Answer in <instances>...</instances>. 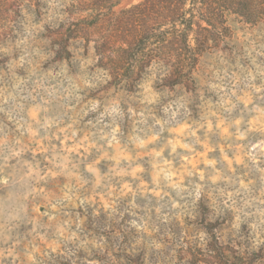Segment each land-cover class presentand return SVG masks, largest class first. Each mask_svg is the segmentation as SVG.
<instances>
[{
    "label": "clouds",
    "instance_id": "obj_1",
    "mask_svg": "<svg viewBox=\"0 0 264 264\" xmlns=\"http://www.w3.org/2000/svg\"><path fill=\"white\" fill-rule=\"evenodd\" d=\"M0 264H264V0H0Z\"/></svg>",
    "mask_w": 264,
    "mask_h": 264
}]
</instances>
